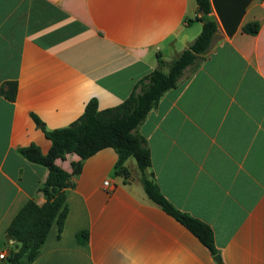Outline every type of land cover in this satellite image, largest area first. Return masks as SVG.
I'll return each mask as SVG.
<instances>
[{
	"label": "crops",
	"instance_id": "crops-1",
	"mask_svg": "<svg viewBox=\"0 0 264 264\" xmlns=\"http://www.w3.org/2000/svg\"><path fill=\"white\" fill-rule=\"evenodd\" d=\"M197 7L196 0H0V86L17 82L14 100L0 92V252L17 247L6 228L19 208L45 201L47 167L18 150L50 147L31 114L51 129L75 120L91 97L99 108L120 103L158 66V54L169 61L190 44L202 25ZM252 20L255 34L239 26L215 36L200 66L187 67L139 125L161 191L212 227L220 259L148 197L131 156V174L117 172L108 146L56 158L71 172L68 212L60 234L53 220L22 264H264V0L246 6L241 23ZM83 229L86 242L76 236Z\"/></svg>",
	"mask_w": 264,
	"mask_h": 264
},
{
	"label": "trees",
	"instance_id": "trees-1",
	"mask_svg": "<svg viewBox=\"0 0 264 264\" xmlns=\"http://www.w3.org/2000/svg\"><path fill=\"white\" fill-rule=\"evenodd\" d=\"M200 7L201 29L190 44L169 61L159 54L158 66L142 77L133 90L120 103L99 108L97 99L91 97L82 113L68 125L46 128L43 121L32 113L35 123L44 131L51 144L46 152L31 142L18 147L29 160L44 164L48 173L39 186L45 195V201L28 199L16 212L6 228V238L17 242L6 256L5 264H22V258L33 260L41 248L53 220L58 226V235L68 212L66 187L71 172L60 166L56 158L73 151L81 158L88 157L103 147H113L118 155L117 172L124 177L131 174L125 161L132 156L135 159L138 178L150 199L158 203L167 213L178 219L211 253L217 254L212 227L204 220L178 208L161 191L151 167L150 148L146 137L140 132L139 125L148 112L157 104L161 95L169 88L177 86L185 69H197L206 57L214 37L218 33V20L212 14L210 0H196ZM242 31L255 34L259 29L257 20L241 23ZM167 67V70L164 67ZM16 80H7L0 86V92L8 99L16 97ZM81 164H74L73 172L80 170ZM78 241L86 242L87 230H79ZM224 264V263H222Z\"/></svg>",
	"mask_w": 264,
	"mask_h": 264
},
{
	"label": "water",
	"instance_id": "water-1",
	"mask_svg": "<svg viewBox=\"0 0 264 264\" xmlns=\"http://www.w3.org/2000/svg\"><path fill=\"white\" fill-rule=\"evenodd\" d=\"M217 20L226 35L231 36L241 25L246 6L251 0H210ZM200 10V7H197ZM220 259V255H215Z\"/></svg>",
	"mask_w": 264,
	"mask_h": 264
},
{
	"label": "rangeland",
	"instance_id": "rangeland-1",
	"mask_svg": "<svg viewBox=\"0 0 264 264\" xmlns=\"http://www.w3.org/2000/svg\"><path fill=\"white\" fill-rule=\"evenodd\" d=\"M213 13L215 14L214 10H213ZM215 16H216V15H215ZM216 18H217V17H216ZM222 34H225V32H224V30H223V28H222L221 23L218 21V33H217L216 36H219V37H220ZM164 69L167 70V67L165 66ZM130 158H132V159L135 161L134 157L131 156Z\"/></svg>",
	"mask_w": 264,
	"mask_h": 264
},
{
	"label": "built area",
	"instance_id": "built-area-1",
	"mask_svg": "<svg viewBox=\"0 0 264 264\" xmlns=\"http://www.w3.org/2000/svg\"><path fill=\"white\" fill-rule=\"evenodd\" d=\"M105 182L107 183L108 180H105ZM0 257L1 258L6 257V253L4 251L0 252Z\"/></svg>",
	"mask_w": 264,
	"mask_h": 264
}]
</instances>
